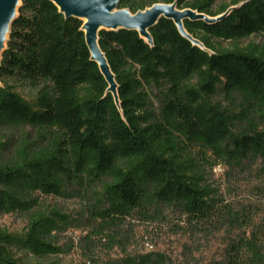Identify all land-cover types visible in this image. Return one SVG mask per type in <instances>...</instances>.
<instances>
[{
    "label": "trees",
    "instance_id": "16d2710c",
    "mask_svg": "<svg viewBox=\"0 0 264 264\" xmlns=\"http://www.w3.org/2000/svg\"><path fill=\"white\" fill-rule=\"evenodd\" d=\"M216 1L121 0L120 9L132 14L176 3L178 10L212 21L183 23L202 47L166 19L150 30L152 45L135 31L101 32L118 107L91 60L83 23L66 18L52 2L22 0L0 62V129H32L36 136L17 144L0 140V214L28 217L23 234L0 231V264H55L46 260L62 253L52 232L63 215L41 211L38 197L88 196L94 189L103 201L86 210L85 224L95 237L110 230L103 238L110 249L124 242V227L135 213L155 217L168 208L199 233L236 224L251 229L213 264H264V205L239 217L215 197L196 157L197 149L204 163L213 155V165L264 163V133L236 132L214 102L219 93L237 94L254 110L264 108V48L240 45L264 35V0H234L214 10ZM258 190L264 204V169ZM101 262L87 255L79 264ZM104 264L170 263L162 254H142Z\"/></svg>",
    "mask_w": 264,
    "mask_h": 264
},
{
    "label": "rangeland",
    "instance_id": "374dc122",
    "mask_svg": "<svg viewBox=\"0 0 264 264\" xmlns=\"http://www.w3.org/2000/svg\"><path fill=\"white\" fill-rule=\"evenodd\" d=\"M232 1L234 0H217L214 10L222 5H229ZM251 44L264 48V35H255L240 43L241 47ZM224 46L230 47L228 44ZM194 82L187 83V86L194 85ZM21 94L29 101L35 99L27 90H21ZM214 102L230 115L236 132L251 135L264 133V108L254 110L253 103L237 94L219 93ZM153 103L154 112L157 113L159 102L154 100ZM27 136L34 137L36 133L32 129H0V140L7 142L17 144ZM196 154L204 169L206 184L214 189L215 197L229 205L239 217L248 207L264 205L258 190L263 183L262 160L254 161L245 168H236L223 163L213 165L216 159L210 153L206 156L208 163H204L202 154L197 149ZM38 200L41 211L51 213L57 210L63 215V222L52 232L62 253L50 257L46 260L47 263L79 264L87 255H95L104 264L108 259H120L126 255L162 254L170 264H213L224 261L231 244L248 238L251 231L248 227L236 224L214 232L199 233L192 225L181 221L177 211L163 208L155 217L135 213L124 227V242L110 249V244L103 240L110 230L99 237L92 236L91 229L84 220L89 207L102 204L103 194L100 190L94 189L88 196L70 192L64 197L39 196ZM260 220L261 216L254 220V225ZM27 226L28 217L25 215L0 214V231L23 234ZM30 261L39 262L36 259Z\"/></svg>",
    "mask_w": 264,
    "mask_h": 264
},
{
    "label": "water",
    "instance_id": "95a60500",
    "mask_svg": "<svg viewBox=\"0 0 264 264\" xmlns=\"http://www.w3.org/2000/svg\"><path fill=\"white\" fill-rule=\"evenodd\" d=\"M56 5L66 18H75L83 23L82 31L85 33L91 60L99 65L111 93L118 107V85L109 67L105 55L99 47L101 32H116L119 30L135 31L149 44H153L150 30L161 19L171 20L177 26L181 35L194 45H202L189 36L184 29V21L212 20L203 14L190 9L178 10L176 3L173 5L156 4L145 11L132 14L129 10L120 9L121 0H46ZM22 0H0V62L11 33L13 22L18 16ZM226 15L222 16L224 18ZM86 21V23H84Z\"/></svg>",
    "mask_w": 264,
    "mask_h": 264
},
{
    "label": "bare ground",
    "instance_id": "6f19581e",
    "mask_svg": "<svg viewBox=\"0 0 264 264\" xmlns=\"http://www.w3.org/2000/svg\"><path fill=\"white\" fill-rule=\"evenodd\" d=\"M84 23H86V21H84Z\"/></svg>",
    "mask_w": 264,
    "mask_h": 264
}]
</instances>
